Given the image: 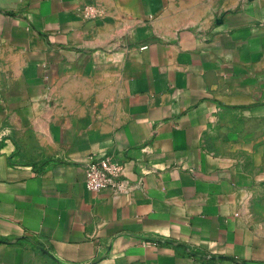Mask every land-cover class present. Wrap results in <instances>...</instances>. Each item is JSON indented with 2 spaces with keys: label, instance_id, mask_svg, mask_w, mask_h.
<instances>
[{
  "label": "crops",
  "instance_id": "1",
  "mask_svg": "<svg viewBox=\"0 0 264 264\" xmlns=\"http://www.w3.org/2000/svg\"><path fill=\"white\" fill-rule=\"evenodd\" d=\"M51 263L264 264V0H0V264Z\"/></svg>",
  "mask_w": 264,
  "mask_h": 264
},
{
  "label": "built area",
  "instance_id": "2",
  "mask_svg": "<svg viewBox=\"0 0 264 264\" xmlns=\"http://www.w3.org/2000/svg\"><path fill=\"white\" fill-rule=\"evenodd\" d=\"M83 17L90 20L98 15L93 6H86ZM145 49V48H143ZM85 186L93 192L111 191L116 196H129L134 186H140L142 179L132 181L128 171V160L119 154H92L86 159Z\"/></svg>",
  "mask_w": 264,
  "mask_h": 264
},
{
  "label": "rangeland",
  "instance_id": "3",
  "mask_svg": "<svg viewBox=\"0 0 264 264\" xmlns=\"http://www.w3.org/2000/svg\"><path fill=\"white\" fill-rule=\"evenodd\" d=\"M51 264H57V263H51Z\"/></svg>",
  "mask_w": 264,
  "mask_h": 264
}]
</instances>
